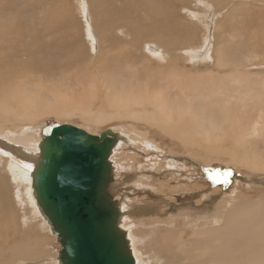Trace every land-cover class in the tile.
Here are the masks:
<instances>
[{
	"label": "rangeland",
	"instance_id": "374dc122",
	"mask_svg": "<svg viewBox=\"0 0 264 264\" xmlns=\"http://www.w3.org/2000/svg\"><path fill=\"white\" fill-rule=\"evenodd\" d=\"M100 1L98 3V0L94 2L90 0H0V25L10 23V35L7 37L14 40V44L9 45L4 44V41L0 42V49L1 47L6 49L5 46H7L12 56L19 59L13 58L8 65L7 61L11 54L9 57H4V51H0V78L8 82L7 86L0 84V91L5 93L8 86L14 88L17 85L14 82L17 83L21 79L23 88L27 87V89L29 84L33 85L34 82L38 81L39 83L40 81L41 89H30V87L29 89L35 90L34 93L36 94L40 93L45 96V98L43 96V98L40 97L41 99L38 98L44 101V106L48 101L53 100L51 106L55 105V96L62 95L61 97L76 99L75 101L79 98L83 99L89 114H92L89 115L88 121H84L79 113L78 117H75L77 112L73 113L74 117H71L72 114H57L49 109V112H42L41 116L34 121L18 123L14 115L8 112L3 116L0 115V130L9 131L15 126L16 129H19V126L35 128L40 125H65L67 123L75 127L80 126L82 130H89L90 133H88L93 135L114 129L119 134L124 133V137L130 136L127 139L132 140L131 144L123 145L125 147L120 150H125L124 153L120 154L117 149L118 151L113 157L116 160L112 159L113 168H116H114L116 174L113 188L117 186L114 191L117 194L128 193L127 201L135 205L132 214L124 212L123 228L126 229L130 240H133L131 241V245H134L131 247V249L133 248L132 252L136 255L140 253L138 260L142 263L139 264H143L145 261L150 262L154 255V257L160 256L161 264H166L164 259L167 261L169 259L166 253L161 251L162 254H156V251L154 252L155 245H149V243L153 240L154 232H164L165 234L171 230L162 227L167 223V219L171 222L170 218L172 217L176 218L185 212L190 214L193 211L190 210L191 206L198 205V201H201L200 204L205 209L207 205L212 209L220 208L218 211L222 214L229 210L230 206H254L264 201V171L257 168L264 161L263 132L261 131L263 139L259 136H253L257 139L245 137L240 146L235 142L238 131L243 128L245 130V127L249 129V126L254 123L252 121L256 120L258 115L262 117L259 122L262 124V128L264 127V104L255 103L256 100L252 97V95L260 94L264 90V0H134L136 7L131 11L130 22H132V26L130 25V27L121 23V18H123L121 14L126 15L131 10L132 0H102L103 4ZM99 4L101 8L98 6ZM86 5L89 15L84 17L82 11ZM93 5L100 8L97 15H94ZM147 8H150L151 11ZM87 20L91 22L93 32L91 26H88ZM97 20L110 22L109 25L112 24L111 29L113 31L110 32L108 25H103V21L101 27L95 26ZM48 29H50V34H48ZM102 30L105 32L102 33ZM20 37H23V40ZM2 39L0 37V40ZM8 40L12 42L10 39ZM19 41L23 44L21 45ZM144 43L149 44L148 46L152 48L160 46V54L165 58V61L158 65L155 59L149 60L153 53L149 49H145ZM19 46L26 47L25 51L17 50ZM186 47L191 48L187 49ZM206 47L209 52L201 55ZM183 49L187 50L184 51ZM19 52L22 53L17 54ZM125 52L127 60L124 59ZM168 53L173 59L180 56L181 60L174 65L175 60L170 58ZM197 53L200 54L198 58L195 56ZM204 58L209 63L201 62ZM166 61L167 65L164 64ZM13 63L16 64L15 66L19 64L27 70L23 74L19 70L16 72V70H12L15 68ZM197 63L199 64L197 65ZM10 68L11 70H9ZM179 69H182L184 75ZM74 72L82 75H73ZM174 75H182L186 78V88H188L184 90L183 95L177 88L173 87ZM17 76H20V79ZM24 80L29 82L25 81V83ZM242 82L244 84H241ZM82 86L83 88H81ZM132 86H136L138 90L131 91L130 87ZM222 86L225 89H222ZM145 87L150 91L158 89L157 91L160 92L164 103L173 104L170 105V109H176V105L183 106V112H186L182 116L183 120L181 119L183 122L175 124L176 127L173 123L165 124V126L161 121L155 123L154 115L159 113V120H164L166 117L160 116V111L155 109L154 104L140 102V105L129 107L123 105L124 102L119 100L121 96L127 97L128 95H133L135 101L142 100L143 97L151 93L149 90L146 91ZM20 91L21 89L18 92ZM209 91L214 94H210ZM30 95L37 97L32 93ZM180 98L184 101L183 103H180L182 100H178ZM225 98H227V102ZM43 104L42 108L44 109ZM260 106H262L263 111L259 108ZM143 112L146 115L142 114ZM101 113L104 116H101ZM149 116L152 117L150 121ZM96 117H102L103 120L99 123L89 121ZM172 119L174 122L177 120L174 114ZM181 124H185V128ZM215 126L220 127L216 128ZM222 130L226 134L225 137L222 136ZM219 137L222 139L218 140ZM207 146L209 147L207 148ZM210 149L213 151L215 149V152L218 150L220 153L210 152ZM236 159L237 162L234 161ZM169 165L170 167H168ZM258 170L261 172L260 174H258ZM2 171L3 169L0 167V172L3 173ZM251 171L252 173H249ZM1 173L0 179L3 180L4 173L3 175ZM170 175L171 179H169ZM174 177H176L175 180ZM186 178L189 179V185L181 183V180ZM176 184L189 189L183 188L179 191L177 188L179 186H175ZM133 185L136 186L133 187ZM137 185L138 188H136ZM192 185L193 188L190 187ZM172 186L177 189H172ZM143 187L144 189H142ZM1 188L0 186V190ZM120 188L123 189V192ZM190 189H193L198 196L188 194L191 192ZM8 190L9 195L6 194V197L11 202L8 201L10 207L4 201V206L2 205V208L0 206L2 210L0 211L6 213L10 221L6 215L3 216L0 212V223H3V220L9 221L6 225L0 224V228L6 226L0 230V251H7L15 240V244L23 241L32 247L40 239L37 238L38 236L51 238L46 229L39 228L37 225L31 227L30 219V221L23 220L27 214L30 215L31 207L24 209L19 207L18 204H15L17 200L12 185L8 186ZM185 194H188V197ZM156 201H160V206L156 204ZM170 201L174 205L170 207L173 208V211L165 206ZM194 201L196 204L193 203ZM217 201L225 204L228 202L227 206L229 203L233 205L225 209L224 204ZM211 205L212 207H210ZM161 206L162 208L165 206L170 211L160 208ZM192 216L188 215V218ZM11 219L16 221H13L15 226L10 225ZM169 221L168 223H170ZM7 225L10 227L8 228ZM12 226H14L13 231L18 229V233L11 231ZM36 232L37 235L35 236ZM139 233L143 234L139 235ZM172 233L177 234L174 231ZM15 234H18L19 237ZM6 236L10 239L14 238V241L9 239V242ZM18 239L20 240L18 241ZM134 241L136 245L133 243ZM51 250L55 252V257H57L56 252L60 250V247L57 245V241L53 239H50V249L47 251L50 252ZM151 250L155 254H152ZM37 251L34 252L35 255L36 253L39 254L40 250ZM148 255L151 259L147 258ZM8 256L9 252H7V258ZM144 257L146 258L144 259Z\"/></svg>",
	"mask_w": 264,
	"mask_h": 264
},
{
	"label": "bare ground",
	"instance_id": "6f19581e",
	"mask_svg": "<svg viewBox=\"0 0 264 264\" xmlns=\"http://www.w3.org/2000/svg\"><path fill=\"white\" fill-rule=\"evenodd\" d=\"M84 1V0H83ZM91 2H94L95 0H90ZM100 0H98V3H99ZM100 3H102V0L100 1ZM103 4V3H102ZM151 4V3H150ZM98 6H100L101 8V5L99 4ZM98 6H94L93 5V12H94V15H97L100 8H98ZM147 6H149V4H147ZM153 6V5H152ZM136 5H135V2L134 0H132V5H131V10L128 11L126 13V15H124L123 13L121 14L123 18H121L122 20V24L123 25H126V26H129L130 25L132 26V22H130V15H131V11L133 9H135ZM84 10L82 11V13L84 14V17L87 15H89L88 13V10H87V5L83 8ZM143 9V8H142ZM149 11H151L150 8H147ZM143 11V10H142ZM90 17V16H89ZM100 17H103V16H100ZM119 18V17H118ZM117 18V20H118ZM89 19V18H88ZM95 19V18H94ZM90 20V19H89ZM87 20V23H88V26L90 27L91 25V22ZM86 21V20H85ZM102 21L103 20H97V22L95 23V26H102ZM124 22V23H123ZM110 22H107V21H103V25L106 26L108 25V30L111 32V25H109ZM114 24V23H113ZM99 28V27H98ZM117 28V27H116ZM132 28V27H131ZM91 29H92V26H91ZM105 29V28H104ZM134 29V28H133ZM181 29V28H180ZM10 23H3L0 25V37H2L3 39L0 40V42L4 41V44H14V40L12 38H9L7 36L10 35ZM47 30V28H46ZM136 30V29H135ZM93 32V29L91 30ZM113 31V30H112ZM105 32L102 30V33ZM144 32V31H143ZM50 29H48V34H50ZM166 33V32H165ZM152 34V33H151ZM155 36V35H154ZM52 37V36H51ZM169 37V36H168ZM10 39L12 42H9ZM21 40H23V37H20ZM232 39V38H231ZM237 39V38H236ZM239 39V37H238ZM177 40V39H176ZM213 40V39H211ZM34 41V40H33ZM76 41V40H75ZM36 42V41H35ZM161 42V41H160ZM218 42V41H217ZM231 42V40H230ZM19 43L22 45L23 42H20ZM152 43V42H151ZM195 43V42H194ZM210 43V42H209ZM96 44V43H95ZM145 49L146 50H150L153 55H151L149 57V60L150 59H155L157 64H161L162 62L165 61V58L162 57V54H160V46L157 47V48H152L150 46H148L149 44L147 43H144L143 44ZM203 45V44H202ZM213 45V44H212ZM215 45V44H214ZM213 45V46H214ZM1 46V45H0ZM97 46V45H96ZM172 46V45H171ZM209 46V45H208ZM211 46V45H210ZM6 49L2 48L0 49V51H4L3 53V56L4 57H9L11 52H10V49L5 46ZM16 47V46H15ZM18 47V46H17ZM170 47V46H169ZM26 48V47H25ZM25 48H23L22 46H19V48L17 50H21L22 52L25 51ZM142 48V47H141ZM166 48V47H165ZM187 49L188 48H191V47H186ZM199 48V47H198ZM197 48V50H198ZM211 48V47H210ZM216 48V47H215ZM171 49V48H170ZM187 49H183L184 51L187 50ZM212 50V49H211ZM210 50V51H211ZM22 52H19L17 54H20ZM171 52V51H170ZM207 52H209V50H207V47L205 48L204 52L201 54V55H204V53L206 54ZM167 53V52H166ZM220 54V53H219ZM218 54V55H219ZM164 55V54H163ZM190 55V54H189ZM200 54L197 53L195 54V56L198 58ZM215 55V54H214ZM137 56V55H136ZM168 56H169V53H168ZM173 56V55H172ZM170 57V56H169ZM202 57V56H201ZM199 57V58H201ZM15 58L17 59L16 57L11 56L8 58V65H10L9 63L12 61V59ZM134 58V57H133ZM172 58V57H170ZM209 58V57H208ZM125 60H127V54L125 52ZM135 59V58H134ZM146 59V58H145ZM173 59V58H172ZM196 59V58H195ZM194 59V60H195ZM19 60V59H17ZM171 60V59H170ZM174 65L176 63H178L179 60H181V57L180 56H176L174 57ZM171 60V61H173ZM197 60V59H196ZM210 60V59H209ZM219 60V59H217ZM132 61V60H131ZM193 61V60H192ZM198 61V60H197ZM196 61V62H197ZM208 62L207 59H202L201 62ZM19 62V61H17ZM151 62V61H149ZM169 62V60H168ZM194 62V63H196ZM211 62V61H210ZM215 62V61H214ZM134 63V62H133ZM132 63V64H133ZM171 63V62H170ZM184 63V62H183ZM182 63V65H183ZM191 63V62H190ZM209 63V62H208ZM165 65H167V61L164 63ZM181 64V62H180ZM199 63H197L198 65ZM12 65H16V64H12ZM18 66H15L14 69L12 70H16V72L19 70L22 74L25 72V70H27L26 68H23L22 66H19V64H17ZM145 65V64H144ZM135 66V65H134ZM170 66V65H169ZM214 66V65H213ZM133 67V66H132ZM11 70V68L9 69ZM111 71V69H109ZM163 70V69H162ZM170 70V69H169ZM180 70V69H179ZM178 70V71H179ZM182 70V69H181ZM180 70V72H182ZM193 70V69H192ZM195 70V69H194ZM86 71V70H85ZM161 71V70H160ZM130 72V71H128ZM136 72V71H134ZM134 72H131V73H134ZM84 73H88V72H84ZM97 73V72H96ZM136 74V73H135ZM216 74V73H215ZM55 75V73H54ZM73 75H77V76H81L82 74L80 73H76L74 72ZM182 75L183 72H182ZM182 75H174L173 76V79H172V82L173 83V87L174 88H177L180 93H182L181 95H183L185 92L184 90L187 89L186 88V78ZM255 75V74H254ZM15 76V75H14ZM134 76V75H132ZM148 76V75H147ZM258 76V75H257ZM18 77V76H17ZM72 77V76H71ZM213 77V76H212ZM128 78V77H127ZM161 78V77H160ZM8 79H10L8 77ZM13 79H15V77H13ZM18 79H20V76L18 77ZM27 79V78H26ZM100 79V78H99ZM211 79V78H210ZM258 79V78H257ZM167 80V79H166ZM208 80V78H207ZM235 80V79H234ZM11 81V80H9ZM16 81V79H15ZM27 81V80H24V82ZM88 81V80H87ZM95 81V80H94ZM99 81V80H98ZM131 81V80H130ZM137 81V80H136ZM145 81V80H144ZM155 81V80H154ZM193 82V79L191 80ZM214 81V80H213ZM259 81V80H258ZM14 82V81H13ZM29 82V81H27ZM188 82H190L188 80ZM195 83H197V81H194ZM205 82V81H204ZM245 82V81H244ZM260 82V81H259ZM15 84H17L14 88H6L5 89V93H2V91H0V115H5L7 114L8 112L12 113L14 115V118L16 119V121L18 123H22V121H34L36 119H38L40 116H41V113L42 112H49V109L51 111H53L54 113H57V114H72L71 117H74L73 116V113L77 112V114L75 115V117H78V113H79V116L84 120V121H88V118H89V115H92V114H89V111L88 109L85 107V104L80 98L77 99V101L73 100L72 98H68V97H61L60 95H54L55 96V105L51 106L53 101H48L46 103V105L44 106V101H41L39 100L38 98L42 97L43 95H41L40 93L39 94H36L34 93L35 90H30V89H36L39 90L41 89V84H40V81L38 83V81L34 82V84L30 85L29 84V87L27 89V87L23 88V81L21 79V81L19 80L17 83L14 82ZM26 83V82H25ZM33 83V82H32ZM42 83V81H41ZM162 83V82H161ZM166 83V82H165ZM215 83V81H214ZM213 83V84H214ZM224 83V82H223ZM240 83V82H238ZM262 83V81L260 82ZM0 84L1 85H8V82L2 80V78H0ZM134 84V83H133ZM154 84V83H153ZM163 84V83H162ZM225 84V83H224ZM236 84V83H235ZM241 84H244L243 82ZM13 85V83H12ZM156 85V84H155ZM158 85V84H157ZM234 85V84H233ZM237 85V84H236ZM26 86V85H25ZM58 86V85H57ZM146 86V84H145ZM148 86V84H147ZM172 86V85H171ZM193 86V85H192ZM196 86V85H195ZM240 86V85H239ZM242 86V85H241ZM122 87V86H121ZM138 87V86H137ZM150 87V85H149ZM167 87V86H166ZM223 87V86H222ZM83 88V86L81 87ZM191 88V87H190ZM216 88V87H215ZM21 89L20 92H18L19 90ZM125 89V88H124ZM122 89V90H124ZM127 89V87H126ZM222 89H225V87H223ZM120 90V91H122ZM130 90L131 91H134V90H138L136 88V86H132L130 87ZM145 90L146 91H150V89L146 88L145 87ZM158 90V89H157ZM150 91L151 93L149 95H146L145 97H143L144 99L142 100H137L135 101L136 99H134L135 97L133 95H128L127 97H122L119 98L120 101L124 102L123 105L125 106H133V105H140V102L141 103H150V104H154L155 106V109H159L160 111V116H163V117H166L164 120H159L158 118V115H154L155 116V123H159L160 121L163 123V125L165 126V124H172L176 127L177 125L175 124H180L181 122V119H182V116L186 113V112H183L184 111V107L181 106V105H176V109H170V105H173L171 103H169L170 105H167V102L164 103V100L162 99L161 97V94L159 91ZM43 91V90H42ZM74 91V90H73ZM128 91V90H127ZM171 91V90H169ZM192 91V90H191ZM191 91H189L191 93ZM195 91V89H194ZM211 91L214 92L213 89H211ZM211 91L210 94H214L212 93ZM216 91V90H215ZM219 91V90H218ZM39 92V91H38ZM68 92V91H67ZM96 92V91H95ZM123 92V91H122ZM126 92V91H125ZM217 92V91H216ZM264 90L260 93V94H257V95H252L253 98H255L257 104H264V97L262 98V96H264ZM34 94V95H37V97L35 98L33 95H30V94ZM55 93V92H54ZM85 93V92H84ZM97 93V92H96ZM99 93V92H98ZM130 93V92H128ZM135 93V92H134ZM133 93V94H134ZM172 93V92H171ZM220 93V92H219ZM44 94V93H43ZM52 94V93H51ZM82 94V93H81ZM124 94V92H123ZM188 94V93H187ZM209 94V95H210ZM216 94V93H215ZM50 95V94H49ZM84 95V94H83ZM86 95V94H85ZM127 95V94H126ZM163 95V94H162ZM177 95H180V94H177ZM189 95V94H188ZM229 95V94H228ZM248 95V94H247ZM53 96V95H52ZM69 96V95H68ZM2 97V98H1ZM45 98V96H43ZM42 97V98H43ZM73 97V96H72ZM76 97V96H75ZM88 97V96H87ZM119 97V96H118ZM140 97V96H139ZM185 97H188V96H185ZM203 97V96H202ZM142 98V97H141ZM175 98H176V95H175ZM230 98V97H229ZM41 99V98H40ZM177 99V98H176ZM51 100V99H50ZM172 100H175V99H172ZM178 100H182L181 98L178 99ZM222 100V99H220ZM226 102H227V98H225ZM171 101V100H170ZM191 101V100H190ZM195 101V100H194ZM193 101V102H194ZM212 101V100H211ZM254 101V100H253ZM184 101L182 100V102L180 103H183ZM42 104L43 106L45 107L44 109L42 108ZM189 104V103H187ZM215 104V103H214ZM253 104V103H252ZM120 105V104H119ZM142 105V104H141ZM219 105V104H217ZM255 105V104H254ZM51 106V107H50ZM263 106V105H262ZM260 106L259 108L261 109ZM143 107V105H142ZM171 107H174V106H171ZM191 107V105H190ZM219 107V106H218ZM264 107V106H263ZM126 108V107H125ZM124 108V109H125ZM141 108V106H140ZM186 108H187V105H186ZM192 108V107H191ZM220 108V107H219ZM253 108H256V107H253ZM68 109V110H67ZM257 109V108H256ZM101 110V109H100ZM119 110V109H118ZM117 110V111H118ZM138 110V109H137ZM255 110V109H254ZM262 110V109H261ZM261 110H256L258 112H260ZM99 111V110H97ZM120 111V110H119ZM263 111V110H262ZM130 112H133L132 110H130ZM129 112V113H130ZM257 112V113H258ZM114 115L115 112H113ZM140 113V112H139ZM189 113V112H188ZM193 113V112H192ZM47 114V113H46ZM96 114V113H95ZM142 114H145V112H143ZM175 115V118L177 120H175L176 122H174V120L172 119V115ZM264 114V113H263ZM49 115V113L47 114ZM46 115V116H47ZM97 115V114H96ZM95 115V116H96ZM120 115V114H119ZM153 115V114H152ZM190 115V114H189ZM224 115V114H223ZM70 116V115H69ZM101 116H104L102 115L101 113ZM195 116V114H194ZM198 116V115H197ZM48 117V116H47ZM128 117V116H127ZM131 117V116H130ZM141 117V116H140ZM150 117V116H149ZM192 117V116H191ZM196 117V116H195ZM194 117V118H195ZM52 118V117H51ZM70 118V117H69ZM132 118H135L132 116ZM152 117L149 118V121ZM198 118V117H196ZM261 116L258 115L257 116V119L256 120H253L252 122H254L253 124H251L249 127V129H246L245 127V130L244 128L242 130H239L238 131V135L235 137V142L238 146L241 145V143H243V138H253V139H257V138H254L253 136L255 137H261L262 138V135H264V127L262 128V124L259 122V120H261ZM62 119V118H61ZM161 119V117H160ZM188 119V118H187ZM190 119V118H189ZM70 120V119H69ZM103 120L102 117H96V118H93L89 121H92V122H95V123H99ZM142 120V119H140ZM153 120V119H152ZM183 120V119H182ZM186 120V119H185ZM153 122V121H152ZM196 122V120L194 121V123ZM185 123V121H184ZM246 123V122H245ZM63 124V123H62ZM117 124V123H116ZM183 124V123H182ZM181 124V125H182ZM244 124V123H243ZM21 125V124H20ZM31 125V124H29ZM40 125V124H39ZM65 125H68L67 123ZM156 125V124H155ZM185 125V124H184ZM184 125H182L183 128ZM8 126V125H7ZM51 126V125H50ZM54 126H61V125H57L55 124ZM69 126H72V125H69ZM9 127V126H8ZM43 125H40L38 127H21L19 126V129H16L17 127L15 126L14 129H11L9 131H6V130H0V167L3 169V173H4V178L3 180L0 179V186L2 187L1 190H0V206L1 208L4 206V201L5 203L8 204V206L10 207V201L9 199L7 200V197H6V194L9 195V190H8V186L12 185V187L14 188V196H15V199L17 200L15 204H18V206L21 208L23 207L24 208H30L31 207V213L30 215L27 214L26 217L25 215H23V217H25V221H28L29 219L31 220V227L34 226V225H37L39 226V228H43V229H46L48 232H49V235L51 238L47 237V236H44V237H41V236H38L37 238H40L38 241H36V243L31 247L30 245L28 244H25L23 241H19L20 239H18V243L15 244L13 239H10L8 238V241L9 239L11 241H14L12 242V246L11 245H8V246H11V247H7L5 246L6 248H8L7 251H0V264H59V261H58V252H56V255L57 257H55V252L54 251H47L50 249V239L56 241V236L52 233L51 231V228H50V225L48 223V221L46 220V218L43 217V215L41 214L40 212V209L38 208L37 204H36V199H35V194L33 192V189H32V185H31V175H32V172L33 170L35 169L36 165H37V162H38V157H39V153H40V150H39V146H40V142H41V139H42V132H43ZM73 127H75L73 125ZM82 130L80 128V126H76L75 128H77ZM158 127V126H157ZM216 128L220 127V126H215ZM230 127V126H229ZM119 128V127H118ZM152 128V127H151ZM159 128V127H158ZM157 128V129H158ZM215 128V130H217ZM222 128V127H221ZM220 128V129H221ZM120 129V128H119ZM226 129V128H224ZM84 129L83 131L88 133L89 130H86ZM156 130V129H155ZM170 130V129H169ZM168 130V132H169ZM219 130V129H218ZM227 131V130H226ZM261 131L263 132L262 135H261ZM105 133H112L114 136H115V144L109 154V157H108V163L110 164V176H111V184H110V187H109V190H110V193H111V196L113 198V203L115 204L116 208L118 209L119 211V220H118V229L123 232L125 234V238L127 240V245H128V248L129 250H131V254H132V257L134 259V264H139V263H142L139 262L138 260V253L137 255L134 254L132 252V249L131 247H134V245L132 246L131 245V241L133 240H130V236L128 235V233H126V229L123 228V225H124V212H127V213H133L134 212V209H135V205H133L131 202L127 201L128 200V197H127V194H125V192H123V189H122V194H117L115 193L114 191V188L117 186H114V178H115V174L116 172H114L115 169L113 168V165H112V159L115 155V153L121 149H123L125 146L123 145H129L131 144L132 140H128L127 138L129 137H124L125 135L123 134H119L117 133L116 131H114V129H108L106 131H103ZM129 132V131H128ZM167 132V130H166ZM90 133V132H89ZM88 133V134H89ZM127 133V132H125ZM181 133V132H180ZM129 134V133H128ZM170 134V133H169ZM172 134V133H171ZM177 134V133H176ZM222 136H226V134L224 133V130H222ZM90 135H93V134H90ZM132 135V134H131ZM233 135V134H232ZM93 136H99L98 135H93ZM163 136V135H162ZM168 136V135H167ZM206 136V135H205ZM208 136H209V133H208ZM220 136V135H219ZM135 137V136H134ZM133 137V138H134ZM177 137V136H176ZM132 138V139H133ZM173 138V137H172ZM205 138V137H204ZM209 138V137H208ZM211 138V136H210ZM218 138V137H217ZM264 138V137H263ZM262 138V139H263ZM131 139V138H130ZM163 139V138H162ZM165 139V138H164ZM222 138L219 137L218 140H220ZM217 140V139H216ZM264 140V139H263ZM234 141V139H233ZM199 142V141H198ZM211 142V141H210ZM137 143V142H135ZM248 143V142H247ZM143 144V143H142ZM245 144V143H244ZM243 144V145H244ZM146 145V144H145ZM148 145V144H147ZM183 145V144H182ZM201 145V144H200ZM225 145V144H224ZM160 146V145H159ZM185 146V145H184ZM189 146V145H188ZM238 146H237V149H238ZM158 147V146H157ZM179 147V146H178ZM209 146H207L208 148ZM212 147V146H211ZM220 147V146H218ZM131 148V147H130ZM118 149V150H117ZM129 149V148H128ZM205 149V147H204ZM211 151L210 152H214V153H220L218 152V150L215 152V149L214 151L212 149H210ZM223 150V149H222ZM258 150V149H257ZM125 150H122L120 151L119 153L122 154L124 153ZM207 151H209L207 149ZM235 151V150H234ZM233 151V152H234ZM129 152V151H128ZM197 152V151H196ZM203 153V151H202ZM216 153V154H217ZM229 153V152H228ZM237 153V151H236ZM236 153H234L236 155ZM190 154V153H189ZM188 154V155H189ZM257 155V153H256ZM132 156V155H131ZM122 157V156H121ZM234 157V156H233ZM232 158V156H231ZM118 159V158H117ZM233 159V158H232ZM113 160H116V159H113ZM118 161V160H117ZM217 161V160H216ZM237 162V159L234 160ZM204 162V161H203ZM214 162V161H213ZM239 163V162H238ZM237 163V164H238ZM257 163V162H256ZM260 163V162H259ZM263 164L260 165V166H257V168L261 169L260 171H264V161L262 162ZM172 164V163H171ZM240 164V163H239ZM241 165V164H240ZM238 165V166H240ZM245 166V165H244ZM252 166V165H251ZM255 166V165H254ZM253 166V167H254ZM170 167V165L168 166ZM174 167V166H173ZM252 167V168H253ZM138 168V167H137ZM177 168V167H176ZM244 168H247V167H244ZM174 169V168H172ZM203 169V168H202ZM175 170V169H174ZM240 170V169H239ZM248 170V169H247ZM120 171V170H119ZM204 171V170H203ZM253 171V170H252ZM249 172V173H252ZM258 170V174H260V172ZM257 172V171H256ZM1 173V172H0ZM3 173H1V175H3ZM212 173V172H211ZM253 174L255 175V173L253 172ZM177 175V174H176ZM218 176V175H217ZM222 176V175H221ZM214 177V176H213ZM245 177V176H244ZM153 178V176H152ZM171 175L169 177V179H171ZM176 177H174V180H175ZM254 178V177H253ZM131 179V178H129ZM244 179V178H243ZM242 179V180H243ZM252 179V178H251ZM137 180V179H135ZM134 180V181H135ZM141 180V179H140ZM139 181V180H138ZM245 181V180H244ZM256 181V180H255ZM262 181V179H261ZM160 182V181H159ZM172 182V181H171ZM178 182V181H176ZM181 183H183L184 185H189V179H183L181 180ZM246 183V181H245ZM151 184V183H150ZM182 184V185H183ZM121 185V183H120ZM139 185V184H138ZM138 185L136 188H138ZM145 185V184H143ZM155 185V184H154ZM159 185V184H158ZM157 185V186H158ZM180 184H176L175 186H179ZM224 185V184H223ZM136 186V185H135ZM133 185V187H135ZM146 186V185H145ZM181 186V185H180ZM177 187L180 191V189H189L187 187ZM225 186V185H224ZM252 186V185H251ZM132 187V186H131ZM162 187V186H161ZM193 188V185L190 186ZM196 187V186H195ZM227 187V186H226ZM176 187L172 186V189H174ZM176 188V189H177ZM128 189V188H127ZM131 189V188H130ZM144 189V187L142 188ZM147 189V188H145ZM148 189H150L148 187ZM155 189V188H154ZM153 189V190H154ZM197 189V188H196ZM203 189V188H202ZM226 189V188H225ZM118 190V189H117ZM125 190V189H124ZM133 190V188H132ZM152 190V188H151ZM191 192H189L188 194L190 195H195V196H198V194L196 195V192L193 190V189H190ZM128 191V190H127ZM131 191V190H130ZM129 191V192H130ZM135 190H133L134 192ZM137 191V190H136ZM149 191V190H148ZM177 191V190H176ZM183 191V190H182ZM204 191V190H203ZM220 191V190H219ZM140 192V191H139ZM138 192V193H139ZM143 192V191H142ZM141 192V193H142ZM226 192V191H225ZM224 192V194H225ZM228 192V191H227ZM132 193V192H131ZM135 193V192H134ZM202 193V192H201ZM216 193V191H215ZM164 194V193H163ZM175 194V193H174ZM188 194H185L187 195L188 197ZM208 195V194H207ZM213 195V193H212ZM116 196V197H115ZM130 196H132L130 194ZM139 196V195H138ZM143 196V195H142ZM172 196V195H171ZM231 196V195H229ZM236 197V196H234ZM185 198V197H184ZM227 198V197H226ZM229 198V197H228ZM239 198V197H238ZM170 199V198H169ZM253 199V198H252ZM136 200V199H135ZM221 200V199H220ZM10 203H9V202ZM149 201V200H148ZM151 201V200H150ZM149 201V202H150ZM198 201V199H197ZM214 201V200H213ZM216 201V200H215ZM231 201V200H230ZM260 201V200H259ZM163 202V201H162ZM171 202V201H170ZM166 203L167 205L165 206H168L169 209H171L170 207L174 206L173 203ZM201 202V201H200ZM200 202L198 201V205H192L190 210H193L190 214H180L178 215V217L176 218H170L171 222L169 221V219H167V223L162 225L163 228H167V229H171L174 231V233H177V234H173L172 232L170 233L169 231L171 230H168V233L166 232L164 234V232H154L153 235H152V242L149 243L150 244H154L156 247V249L152 246H148L150 248H154V252L156 251V254H162L161 251H164L166 253V255L168 256V261L166 259H164L166 261V264H264V201L261 202L259 205H254V206H242V207H234V206H230V205H233V204H230L229 203V210H226V212L224 214H222V212H219L218 210L220 208H216V209H212V208H209V206L207 205V208H202ZM218 203H221L219 201H217ZM228 202H229V199H228ZM228 202H226V204H228ZM160 201L157 202L156 201V204L160 206ZM194 204L195 201L193 202ZM210 203V202H209ZM155 204V205H156ZM221 204H224V208L226 209L227 206L224 202L221 203ZM236 204V203H234ZM3 205V206H2ZM14 205V203H13ZM180 205V203H179ZM206 205V204H205ZM210 205V204H209ZM226 205V206H225ZM165 206H163V208H165ZM218 206V205H216ZM222 206V207H223ZM8 207V208H9ZM212 207V205L210 206ZM215 207V206H214ZM143 208V207H142ZM162 208V206L160 207ZM162 208V209H163ZM166 209L169 210V209ZM173 209V208H172ZM171 209V210H172ZM1 210V209H0ZM7 210V209H6ZM2 211V210H1ZM0 211V212H1ZM140 211V210H138ZM170 211V210H169ZM173 211V210H172ZM179 211V210H178ZM183 211V210H181ZM186 211V210H185ZM5 212V211H4ZM180 212V211H179ZM2 213V212H1ZM14 213V212H13ZM28 213V211H27ZM153 213V212H152ZM176 213V212H175ZM3 216L6 215V213H2ZM168 214V213H167ZM154 215V213H153ZM188 215L192 216L191 218H188ZM7 218H8V215H6ZM10 216V215H9ZM14 216V215H13ZM17 216V215H16ZM152 216V215H151ZM150 216V217H151ZM156 216V215H155ZM174 216V215H173ZM149 217V219H150ZM161 217V216H160ZM171 217V216H170ZM148 218V217H147ZM166 218V217H165ZM6 219V218H4ZM10 218H8L9 220ZM17 220V218H15ZM20 219V218H19ZM128 219V218H127ZM146 219V218H145ZM12 220V219H11ZM29 220V221H30ZM133 220V219H131ZM152 220V219H151ZM157 220V218H156ZM6 221V222H5ZM3 220V223L2 225H6L7 220ZM14 220L11 221L10 225H14L15 224L13 223ZM18 221V220H17ZM20 221V220H19ZM142 221V220H140ZM147 221H150V220H147ZM159 221V220H158ZM166 221V220H165ZM168 221L170 223H168ZM5 222V223H4ZM16 222V221H14ZM22 222V221H21ZM24 222V221H23ZM146 222V221H145ZM156 222V221H155ZM0 223V224H1ZM163 223V222H162ZM161 223V224H162ZM22 224V223H21ZM28 224V223H27ZM151 224V223H150ZM23 225V224H22ZM14 226L13 229L11 231L14 230ZM20 226V225H19ZM26 226V225H25ZM24 226V227H25ZM158 226V225H157ZM6 226H3L1 228H5ZM8 227V225H7ZM10 227V226H9ZM8 227V228H9ZM141 227L142 224H141ZM0 228V230H1ZM18 228V227H17ZM27 228V226H26ZM10 230V229H8ZM18 230V229H17ZM13 231V233H18V231ZM39 230V229H38ZM37 230V231H38ZM163 230V229H162ZM161 230V231H162ZM166 230V229H164ZM7 231V229H6ZM41 232V231H40ZM5 233V232H4ZM2 233V234H4ZM12 233V232H11ZM33 233V232H32ZM6 234V233H5ZM29 234V233H28ZM143 234V233H141ZM139 233V235H141ZM6 235H9V234H6ZM12 237V234H10ZM17 237L18 234H15ZM37 235V232L35 234V236ZM138 235V234H137ZM144 235H147V233ZM31 236V235H30ZM6 238V239H7ZM145 238V237H144ZM149 238V237H148ZM147 238V239H148ZM16 239V238H15ZM155 239V240H154ZM149 240V239H148ZM10 242V241H9ZM8 242V243H9ZM4 243V242H2ZM52 243V242H51ZM135 243V241L133 242ZM132 243V244H133ZM144 243V242H143ZM1 244V243H0ZM7 245V244H6ZM58 245V243H57ZM136 245V243H135ZM142 245V244H141ZM145 245V244H144ZM4 247V248H5ZM147 247V248H148ZM3 248V249H4ZM146 248V247H145ZM1 250V249H0ZM37 250H40L39 251V254L36 253L35 255V251ZM41 250H45L44 252L41 251ZM146 251L148 252V250L146 249ZM7 252H9V256L7 258ZM38 252V251H37ZM45 253V254H44ZM151 253L152 254H155L152 252L151 250ZM149 254V253H148ZM164 254V253H163ZM146 255V254H145ZM151 255V254H149ZM148 257L149 259H151V257ZM155 256V255H154ZM152 258V260H150V262L148 261H145L143 264H148V263H151V264H161L162 263V260L160 259V256H156ZM163 256V255H162ZM161 256V257H162ZM5 258V259H3ZM140 258V257H139ZM146 257H144L145 259ZM163 260V261H164Z\"/></svg>",
	"mask_w": 264,
	"mask_h": 264
},
{
	"label": "water",
	"instance_id": "95a60500",
	"mask_svg": "<svg viewBox=\"0 0 264 264\" xmlns=\"http://www.w3.org/2000/svg\"><path fill=\"white\" fill-rule=\"evenodd\" d=\"M42 130L31 185L57 238L59 264H134L109 190L115 136L69 125Z\"/></svg>",
	"mask_w": 264,
	"mask_h": 264
}]
</instances>
